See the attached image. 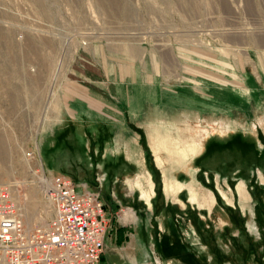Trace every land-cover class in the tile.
I'll return each instance as SVG.
<instances>
[{
  "label": "rangeland",
  "instance_id": "rangeland-1",
  "mask_svg": "<svg viewBox=\"0 0 264 264\" xmlns=\"http://www.w3.org/2000/svg\"><path fill=\"white\" fill-rule=\"evenodd\" d=\"M0 145L27 225L42 168L111 206L100 264H264V0H0Z\"/></svg>",
  "mask_w": 264,
  "mask_h": 264
},
{
  "label": "built area",
  "instance_id": "built-area-1",
  "mask_svg": "<svg viewBox=\"0 0 264 264\" xmlns=\"http://www.w3.org/2000/svg\"><path fill=\"white\" fill-rule=\"evenodd\" d=\"M40 177L50 214L33 227L11 187L0 183V264H100L109 224L99 192L44 168Z\"/></svg>",
  "mask_w": 264,
  "mask_h": 264
},
{
  "label": "crops",
  "instance_id": "crops-1",
  "mask_svg": "<svg viewBox=\"0 0 264 264\" xmlns=\"http://www.w3.org/2000/svg\"><path fill=\"white\" fill-rule=\"evenodd\" d=\"M131 70H133V68H131ZM125 72L126 73H124L125 74V76L128 78V76H127V72H128V68H126L125 69ZM133 72V74L135 73L134 71H132ZM149 137H151L150 138V142H151V145L153 146L152 147V149H154V151L156 152V150H157V152H159L160 150H159V148L161 149V148H163V147H161V146H159L158 145V147L155 145V143L157 142V141H155V138L156 137H154L153 136V133L152 134H149ZM161 140V139H160ZM158 143V142H157ZM156 149V150H155ZM176 151H177V149L176 148H174L173 150H170V152L171 153H169V154H171L172 155V158H171V162H172V159L173 160H175V162H176V164L175 165H177L178 166V164H179V160H177V159H174L173 157H175V156H173L174 154L176 155L177 153H176ZM105 153V152H104ZM168 153V152H167ZM172 153H174V154H172ZM101 154V153H100ZM106 154V153H105ZM193 153H190L189 154V156L190 155H192ZM176 156H178V155H176ZM103 157H105L104 155H103ZM178 158L180 159V157L178 156ZM158 162L160 163V165L161 164H163V161H162V158L160 159V157H158ZM173 163L174 162H172L171 163V165H170V167L171 168H173L174 167V165H173ZM186 164V163H185ZM163 169V168H162ZM163 172H165L166 170H162ZM164 178H165V180L166 181H164V190H165V192L168 194V195H170L172 198L174 197H177L178 196V193H179V191L181 190V189H179L180 188V186H179V182L177 181L178 179L177 178H172V176H170V178H168L169 180H167V176H164ZM74 181H76V182H78V180H75L74 179ZM79 182H81V181H79ZM83 182H85V181H83ZM87 185H89L87 182H85ZM138 186H140V184H139V182H137L136 183ZM192 184L193 185H195L197 188L194 190V192H192V191H188V193H189V197H195V198H198L197 197V195H196V193H199V194H202V193H200V186H202L201 184L199 185L198 184V182L196 183L195 182V180L194 181H192ZM197 184V185H196ZM153 183H152V181L151 182H149L148 183V181H147V185L146 186H144V187H142V186H140V190H141V195H142V197L146 200L147 199V201L149 200V198H150V196L154 193L153 192ZM211 194V193H210ZM193 197V198H194ZM214 197V196H213ZM173 198V199H174ZM215 199V198H214ZM190 200V199H189ZM196 200V199H195ZM195 200H191V202H195ZM202 202V200H199L198 202ZM215 201H216V199H215ZM103 202V201H102ZM108 202V201H107ZM198 202H195V203H198ZM104 203V202H103ZM208 206V205H207ZM212 206H214V205H212ZM212 206H210V208L212 207ZM104 208H105V213H106V218L110 221V225H109V228H108V230H107V233H106V235H105V240H104V249H106V247L107 246H109V244H111L112 245V243H114L115 241H117L118 239H119V231H122V235H123V239L124 240H127L128 239V241L131 239V233H126V235H125V230H124V228L122 227H120L119 226V224H117V221H116V219H115V217H114V213H112V210H111V206L109 205V206H107V204L106 203H104ZM132 218V217H131ZM133 220V219H132ZM132 220H131V222H132ZM108 252V251H107ZM129 255V254H128ZM105 257V256H104ZM104 257H103V259H102V257H101V261L103 262L104 261Z\"/></svg>",
  "mask_w": 264,
  "mask_h": 264
},
{
  "label": "bare ground",
  "instance_id": "bare-ground-1",
  "mask_svg": "<svg viewBox=\"0 0 264 264\" xmlns=\"http://www.w3.org/2000/svg\"><path fill=\"white\" fill-rule=\"evenodd\" d=\"M167 55H168V57L170 56V58H172L173 59V52L172 51H170V49L167 51V53H166ZM177 65V64H176ZM3 153V151H2V146L0 145V154H2ZM42 170H43V168H42ZM42 182V181H41ZM10 186V185H9ZM11 187V190H12V192H13V188H12V186H10ZM153 190V189H152ZM14 193V192H13ZM223 196V195H222ZM224 197L225 198H227V196L226 195H224ZM227 200H228V198H227ZM213 200H211L210 201V205H214V203L212 202ZM228 202H229V200H228ZM21 208V207H20Z\"/></svg>",
  "mask_w": 264,
  "mask_h": 264
},
{
  "label": "trees",
  "instance_id": "trees-1",
  "mask_svg": "<svg viewBox=\"0 0 264 264\" xmlns=\"http://www.w3.org/2000/svg\"><path fill=\"white\" fill-rule=\"evenodd\" d=\"M252 250L254 251V246H253Z\"/></svg>",
  "mask_w": 264,
  "mask_h": 264
}]
</instances>
